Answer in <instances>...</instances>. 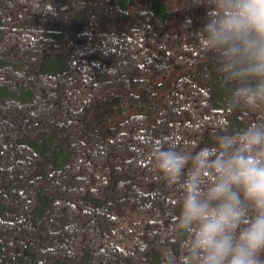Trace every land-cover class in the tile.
I'll list each match as a JSON object with an SVG mask.
<instances>
[{
    "label": "trees",
    "instance_id": "trees-1",
    "mask_svg": "<svg viewBox=\"0 0 264 264\" xmlns=\"http://www.w3.org/2000/svg\"><path fill=\"white\" fill-rule=\"evenodd\" d=\"M205 22L191 0H0V264L180 254L150 146L194 152L264 117L226 102Z\"/></svg>",
    "mask_w": 264,
    "mask_h": 264
},
{
    "label": "clouds",
    "instance_id": "clouds-1",
    "mask_svg": "<svg viewBox=\"0 0 264 264\" xmlns=\"http://www.w3.org/2000/svg\"><path fill=\"white\" fill-rule=\"evenodd\" d=\"M191 3L206 9L199 43L226 102L264 109V0ZM149 152L151 168L179 194L166 237H177L181 251L161 264H264V117L194 152L172 140Z\"/></svg>",
    "mask_w": 264,
    "mask_h": 264
}]
</instances>
